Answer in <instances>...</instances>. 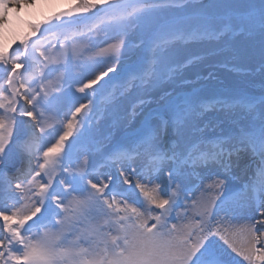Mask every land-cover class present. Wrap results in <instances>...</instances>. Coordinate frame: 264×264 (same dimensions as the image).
<instances>
[{
  "label": "snow or ice",
  "instance_id": "6c2138e0",
  "mask_svg": "<svg viewBox=\"0 0 264 264\" xmlns=\"http://www.w3.org/2000/svg\"><path fill=\"white\" fill-rule=\"evenodd\" d=\"M189 3L67 0L61 7L58 0H0V165L17 147L14 132L18 137L26 123L20 118L36 122L19 145L26 169H18L13 180L0 167V264H226L221 241L242 257L237 264H264V95L242 101L250 125L196 141L180 138L193 102H169L145 119L133 143L108 156L106 167L118 166L115 176L93 178L95 169L86 159L72 163L101 98L111 103L103 90L114 79L110 73L117 72L130 33L146 28L138 46L151 55L124 80L121 95L154 86L165 54L176 44L219 40L237 27L226 17L217 28L207 16L192 30L146 23L163 9L184 10ZM238 19L240 30L258 33L264 47V0H253ZM100 33L110 38L98 43L94 37ZM14 44L19 47L10 52ZM66 98L61 119L59 106ZM169 129L176 139L166 144ZM241 152L250 153L255 165L245 191L252 193L248 203L256 214L244 223L229 214L226 198L220 199L225 183L220 174L195 172L217 165L228 173L231 157ZM193 174L200 184L189 188L182 178ZM130 193L137 199L130 202ZM97 218L103 224H94Z\"/></svg>",
  "mask_w": 264,
  "mask_h": 264
},
{
  "label": "rangeland",
  "instance_id": "374dc122",
  "mask_svg": "<svg viewBox=\"0 0 264 264\" xmlns=\"http://www.w3.org/2000/svg\"><path fill=\"white\" fill-rule=\"evenodd\" d=\"M252 2L253 0H190L189 7L184 10L175 8L161 10L158 16L146 23L149 25L169 23L192 30L199 27L202 18L207 16L208 23L217 28L226 17L231 18L237 27L219 40L176 44L165 54L161 78L154 86L147 90L131 89L121 95L124 80L138 71L151 55L146 47L138 46L141 35H146V28L130 33L128 47L116 61L117 72L110 73L114 79L103 90V97H111V103H106L101 98L87 135L78 143L72 163L86 159L90 167L95 169L93 178L98 173L107 172L115 176L118 166L106 167L108 156L116 148L133 143L138 138L145 119L169 102L181 103L185 99L193 102L191 116L181 129L180 138L183 141L227 136L240 126L250 125L252 117L243 107L242 101L247 97L264 95V73L261 72L264 65V47L258 33L250 35L246 30H240L238 18L249 10ZM58 3L61 7L67 6V0H58ZM205 4L211 6L202 8ZM109 38L110 35L105 33L94 37L98 43H103ZM17 46L19 45L14 44L10 51ZM175 68L179 71L169 74L168 70ZM76 75L79 76V72H76ZM107 79L106 77L105 80ZM103 83L104 81H101V84ZM94 87L99 88L100 85ZM71 91L75 92V88L73 87ZM75 95L84 94L77 92ZM141 101H144L142 107ZM68 104L69 100L66 98L59 106L61 119L68 110ZM35 123L33 121L34 125ZM14 137L17 140V147L13 149L7 164L0 165L4 169L5 177L13 180L16 179L18 169H26L21 167L19 151V145L28 138L24 124L20 126L19 136L17 137L14 132ZM173 138L176 139L175 130L169 129L168 135L163 138L164 143L168 144ZM71 139L74 138H70V141ZM9 147L13 145L10 143ZM230 163L232 170L237 162L232 158ZM195 172L200 177H206L211 172L220 174V178L225 180L220 199H227L228 193L233 190L243 192L232 199L233 203L225 205L230 210L229 214L234 206L240 207V201H246L245 188L241 189L244 177L237 173L231 171L224 173L217 165H210L209 169L197 168ZM132 179L135 180V177ZM165 179L166 176H161V180ZM182 179L189 188L200 184V179L195 174ZM130 186L120 185L122 189H128ZM3 195L6 197L7 193ZM135 199H137L135 194L130 193V202ZM93 223L99 226L103 221L97 218ZM219 243L222 246L220 255L228 263L235 264L242 260V257L235 256V253L227 249L222 241Z\"/></svg>",
  "mask_w": 264,
  "mask_h": 264
},
{
  "label": "bare ground",
  "instance_id": "6f19581e",
  "mask_svg": "<svg viewBox=\"0 0 264 264\" xmlns=\"http://www.w3.org/2000/svg\"><path fill=\"white\" fill-rule=\"evenodd\" d=\"M23 121L26 123L24 124L25 130L27 131V134L29 135L30 132V125H34L33 121L30 117H21ZM235 156L237 164L233 167L234 169L230 170L233 173H237L241 177H244L242 180V183L244 184V181H250V179L253 177L255 173V165L252 161V157L250 153L241 152L238 156ZM20 158L22 160L21 167L26 168V158L25 156L20 153ZM249 171V173H248ZM240 177V178H241ZM255 209L251 205L244 206V207H238L233 208V211L230 215H234L237 218V221L239 223H244L250 220L255 215ZM230 250V249H229ZM231 251V250H230ZM235 256H237L235 254Z\"/></svg>",
  "mask_w": 264,
  "mask_h": 264
}]
</instances>
